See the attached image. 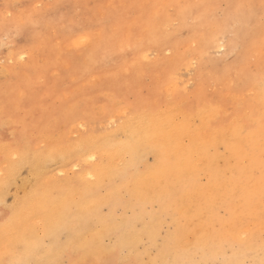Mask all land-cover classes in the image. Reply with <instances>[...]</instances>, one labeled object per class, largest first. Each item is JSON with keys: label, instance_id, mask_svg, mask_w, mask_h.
I'll list each match as a JSON object with an SVG mask.
<instances>
[{"label": "bare ground", "instance_id": "1", "mask_svg": "<svg viewBox=\"0 0 264 264\" xmlns=\"http://www.w3.org/2000/svg\"><path fill=\"white\" fill-rule=\"evenodd\" d=\"M248 75L255 106L229 96V122L214 107L128 108L101 133L17 151L0 103V264H264V76Z\"/></svg>", "mask_w": 264, "mask_h": 264}, {"label": "rangeland", "instance_id": "2", "mask_svg": "<svg viewBox=\"0 0 264 264\" xmlns=\"http://www.w3.org/2000/svg\"><path fill=\"white\" fill-rule=\"evenodd\" d=\"M8 12L25 13L23 32ZM0 31V103L20 123L3 136L16 151L101 133L128 108L214 107L229 122V96L252 109L248 74L264 76V0H0ZM13 46L23 60L7 55ZM236 76L242 92L229 83Z\"/></svg>", "mask_w": 264, "mask_h": 264}, {"label": "snow or ice", "instance_id": "3", "mask_svg": "<svg viewBox=\"0 0 264 264\" xmlns=\"http://www.w3.org/2000/svg\"><path fill=\"white\" fill-rule=\"evenodd\" d=\"M12 7V6H10ZM36 7H39V5H37ZM6 20H15L16 24H17V30L21 31L23 30L24 26H25V13H20L18 15H16L15 17L13 16L12 12H8L6 17ZM76 44V46H79L80 42H74ZM21 59L23 60L24 57L22 56ZM58 264H73L72 261H64V262H58ZM75 264H81V262L77 261L75 262ZM83 264H115L114 261L111 260H107V259H99V260H93V261H84ZM125 264H134V262L132 261H128L125 262Z\"/></svg>", "mask_w": 264, "mask_h": 264}]
</instances>
